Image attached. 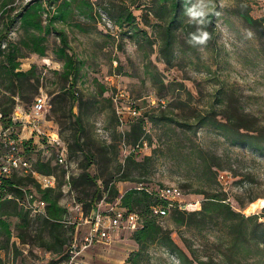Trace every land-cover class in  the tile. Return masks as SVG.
<instances>
[{
  "label": "rangeland",
  "instance_id": "374dc122",
  "mask_svg": "<svg viewBox=\"0 0 264 264\" xmlns=\"http://www.w3.org/2000/svg\"><path fill=\"white\" fill-rule=\"evenodd\" d=\"M52 1L50 5L49 0H14L0 7V33H5L8 19L24 7L43 6V29L23 25L17 16L4 37L1 49L7 52L15 47L24 56L18 68L34 66V71L18 95L16 85L6 78L0 55V119L3 127L10 126L15 135L25 138V153L45 161L38 148L42 138L30 125L14 122L12 113L16 104L24 112L31 111L40 93L48 97L40 128L57 132L68 150L70 144L73 147L71 184H64L67 177L60 165L55 173L61 181L59 202L67 209L64 235L68 241L75 230L80 239L87 229L77 210H71L75 201L87 214L92 195L94 204L107 201L113 185L123 194L141 185L175 184L186 199L203 201L207 193L218 192L237 212L230 219L218 213L200 227L198 216L188 226L176 225L169 216L161 218L189 257L185 264H264V148L241 142L209 122L226 120L235 111L247 114L250 124L264 132V38L261 41L237 13L248 10L252 17L263 19L264 26V0H188L183 19L213 13L215 32L207 42H197L177 29L170 63L160 51L161 28L154 16L150 15L149 25L144 24V6L150 0H90L84 5L83 0H69L65 19H55L47 32V23L63 0ZM120 4L136 15L135 27L115 22ZM37 37L45 47L44 55L31 53ZM61 47L77 63L73 79L65 75V59L57 55ZM202 116L209 120L198 123L197 117ZM130 131L133 134L128 135ZM76 134L81 146L74 142ZM135 134L138 139L133 138ZM86 155L93 160L89 166ZM219 170L227 171V183L218 181ZM85 171L97 176L96 183L83 181ZM97 186L102 194H93ZM31 214L35 227L37 215ZM9 220L16 233L19 219L11 216ZM35 231L29 242L34 241ZM126 234L122 232L109 244L90 246L83 255L87 264H182L175 253L159 245L134 262L132 252L138 245ZM51 258L52 253L33 242L26 252L14 253L13 263L51 264Z\"/></svg>",
  "mask_w": 264,
  "mask_h": 264
},
{
  "label": "trees",
  "instance_id": "16d2710c",
  "mask_svg": "<svg viewBox=\"0 0 264 264\" xmlns=\"http://www.w3.org/2000/svg\"><path fill=\"white\" fill-rule=\"evenodd\" d=\"M13 2L14 0H0V7L11 5ZM52 2V0H49L50 5ZM133 2L134 1H132V3ZM149 2L150 3L148 5L144 6L145 10L142 15L144 24H150V15L154 16L156 19L157 25L161 28L160 51L162 55H164L163 57L167 63H170L171 57L173 56V45L176 39L177 29L181 28L188 36H190V38L197 42H207L215 32L213 13H208L205 17L199 19L187 21L183 19L186 11L189 10L187 9L189 4L188 0H150ZM70 4L71 2L69 0H63L62 3L57 6L60 13L57 11V13L53 15L51 21H48L45 31L50 32L55 19H65L67 14L65 9H69ZM84 4H91V2L90 0H83V5ZM42 9L43 6L41 3L34 6L24 7L20 13L8 19V25L5 33H0V55L4 56L6 64L5 75L9 82L16 85L18 95L21 93L19 88H23L25 79L30 80L32 78L34 66L28 70L16 71V68L19 66V62L15 60L18 56V50L15 47H8V51L6 52L4 49H1V45L4 43V37L7 36L10 26L15 20H17V16H20L21 23L23 25H30L39 30L43 29L40 20ZM116 9L118 13L115 15V22L120 27L125 25L133 27L136 26L137 17L128 5H117ZM237 13L243 17L245 22L250 27L256 30L258 38L262 41L264 38L263 19L252 17L248 10L244 11L239 9ZM144 34L147 35V32L144 31ZM205 34L207 35V39H204ZM37 38L38 40L35 39L34 51L40 55H44L46 52L45 47L40 43L41 38ZM62 40H64V43L67 44L65 36L62 37ZM57 55L65 59V75L67 77L70 75L71 79H73V74H75V71L78 68L73 55L68 54L64 47L59 49ZM102 90L105 91L106 89L103 88ZM71 96L72 98L75 97L73 91H71ZM197 118L198 123L207 122L209 120L207 117L203 116L201 118ZM75 122L79 131H81L82 125L79 116L75 117ZM209 122L212 126L225 131L230 134L231 137L236 138L241 142H246L248 145L251 144L257 148H264L262 147L264 144V132L262 130L255 129L250 124L247 114L231 111L230 114L227 115L226 120H218L217 118H214L213 120H209ZM9 123H11V119H9ZM131 134H133V132H128V135ZM76 136L77 134L74 136V142L77 146H81L79 143V137ZM138 137L139 134H135L133 138L138 139ZM69 150V154L71 156L73 150L71 144L69 145ZM86 158L88 160L87 165H91L93 160L89 155H86ZM34 165L37 171L46 174H55L58 169V164H52L50 160L43 161L39 159ZM81 176L85 183L92 180L96 183V175H92L91 173L85 171ZM121 179L123 180V178ZM29 182H33L34 188L38 190L37 192L40 194L41 199L47 203L46 213L44 215H37V224L35 227H33L31 222L29 211L21 206L16 200V198H22L24 195V192L19 187H23ZM147 187L148 186L143 185L141 188H130L121 194L115 185H113V194L111 195V198L107 199V201L111 202L119 197V204L129 211L137 212L143 222V226L140 229L133 232H127V234L124 233L126 235H130V237L134 239L135 243L138 245V249L132 252L133 256L131 258L135 262L141 255H143V253L147 252L150 247L159 245L175 253L176 256L182 260V264H185V260H189V257H187L185 251L178 245L177 241H175L172 231L161 223V218L164 216H159L153 213V207L155 205H166L167 201L150 194L146 190ZM60 188L61 181H58L56 187L41 188L37 180L31 174L22 176L15 174L2 180L0 184L1 194H13L14 198H5L0 200V264H6L1 251H5L6 253L8 251H13V256L14 253L21 254L24 252L19 248V246H17V243L15 241L13 242L11 239L13 236L11 230V220H9L11 216H16L19 219L18 231H16L15 234L24 245V248L29 249L30 244L36 242L39 247L46 251L61 254V259L68 256V252H65V250L68 246V242L70 243V241H68V238L64 235L65 225L67 223V219H65L67 209L59 202ZM96 191L100 192L99 194L103 193L100 186L96 187L93 194L96 193ZM224 200L225 198L218 192L207 193L205 199L202 201L200 210L184 211L172 207L168 215L165 216H169L170 219H172V221L178 226H188L194 224L193 218L198 216L201 221L196 224L199 225V227L207 218L217 215L218 213L222 214L226 219H230V217L233 218V214H236L237 212L234 211L230 207L229 203ZM94 201L95 194L92 195L90 202L86 206L89 211L96 205L94 204ZM262 225H264V223H262ZM33 230H36L34 234V241L31 240L29 242L28 237L31 236ZM262 235L264 238V228L262 229ZM49 263L57 264L58 261L52 260Z\"/></svg>",
  "mask_w": 264,
  "mask_h": 264
},
{
  "label": "built area",
  "instance_id": "2783aa9c",
  "mask_svg": "<svg viewBox=\"0 0 264 264\" xmlns=\"http://www.w3.org/2000/svg\"><path fill=\"white\" fill-rule=\"evenodd\" d=\"M2 47L5 48L4 43ZM47 96L44 93L36 95L33 102L31 111L24 112L18 104L12 113V120L14 122H23L25 125H30L38 137L42 138L41 146L38 148L41 151V155L45 159H53L54 162L60 165L66 173V184H71L70 168L72 167V159L69 154L66 143L60 138L57 132L48 133L40 128L41 124L45 120L44 112L47 109ZM20 111V113H19ZM134 112H136L134 110ZM1 116V115H0ZM12 127H3L0 119V184L3 179L9 178L15 174L28 175L31 174L39 183L41 188L56 187L58 184L57 175L54 173H42L36 170L35 162L37 159L30 154H27L23 150V144H25L24 137L15 135L11 130ZM55 147V151L52 152L51 148ZM217 179L221 183H227L229 176L227 171L219 170L217 173ZM143 185L139 186L141 188ZM24 195L22 198H16L21 206L29 211L31 215H44L46 213V204L38 194V190L34 187H19ZM146 190L157 196L159 199L166 200V205H155L153 207V213L159 216L168 215L172 207L186 211H197L201 209L202 199H186L184 191L175 184L157 185L155 188L147 187ZM5 198H14L13 194H1L0 200ZM119 197L114 201H102L96 204L91 210L84 214L81 202H74L71 210H77L81 223L87 225V229L84 234L78 239L77 230L74 232V238L70 241L66 247L65 252H68V256L61 259V254L46 251L47 254H51L54 258L52 260L58 261L57 264H87L83 255L86 254V250L97 243L109 244L115 240L122 232H133L140 229L143 226V222L140 215L135 211H129L122 207ZM104 205L102 208L101 205ZM12 241L17 243L19 248L26 252L27 248H24L23 244L12 231ZM64 252V253H65ZM6 264L13 263V251L2 252ZM29 264H34L33 261Z\"/></svg>",
  "mask_w": 264,
  "mask_h": 264
},
{
  "label": "crops",
  "instance_id": "0c3cea01",
  "mask_svg": "<svg viewBox=\"0 0 264 264\" xmlns=\"http://www.w3.org/2000/svg\"><path fill=\"white\" fill-rule=\"evenodd\" d=\"M31 53H33V54L35 53L36 54V52H33V51ZM23 57L24 56L21 55L20 52H19L17 58L15 59L16 61H18L20 63L21 66L23 65V64H21V61H22ZM19 70H24V69H19ZM25 70H28V69H25Z\"/></svg>",
  "mask_w": 264,
  "mask_h": 264
},
{
  "label": "clouds",
  "instance_id": "9594fccd",
  "mask_svg": "<svg viewBox=\"0 0 264 264\" xmlns=\"http://www.w3.org/2000/svg\"><path fill=\"white\" fill-rule=\"evenodd\" d=\"M204 39H207V35L205 34Z\"/></svg>",
  "mask_w": 264,
  "mask_h": 264
}]
</instances>
